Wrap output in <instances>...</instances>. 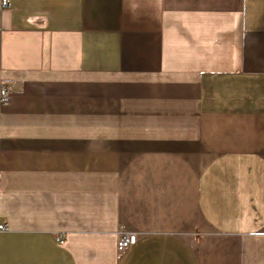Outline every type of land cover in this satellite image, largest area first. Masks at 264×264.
I'll list each match as a JSON object with an SVG mask.
<instances>
[{
	"label": "crops",
	"instance_id": "0c3cea01",
	"mask_svg": "<svg viewBox=\"0 0 264 264\" xmlns=\"http://www.w3.org/2000/svg\"><path fill=\"white\" fill-rule=\"evenodd\" d=\"M1 1L0 264H264V0Z\"/></svg>",
	"mask_w": 264,
	"mask_h": 264
},
{
	"label": "built area",
	"instance_id": "2783aa9c",
	"mask_svg": "<svg viewBox=\"0 0 264 264\" xmlns=\"http://www.w3.org/2000/svg\"><path fill=\"white\" fill-rule=\"evenodd\" d=\"M1 4L2 5L6 4V0H2ZM10 93H11L10 88L5 83V81L0 77V103H6L10 96ZM0 229L4 230L6 229V226L0 223ZM56 239H59V237H56ZM134 239H135V234L133 232L121 228L119 231V235L116 239V245L118 247H126L129 244L133 243Z\"/></svg>",
	"mask_w": 264,
	"mask_h": 264
}]
</instances>
